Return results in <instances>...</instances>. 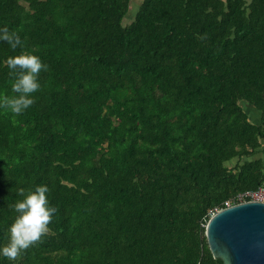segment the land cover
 I'll return each mask as SVG.
<instances>
[{"label":"trees","instance_id":"16d2710c","mask_svg":"<svg viewBox=\"0 0 264 264\" xmlns=\"http://www.w3.org/2000/svg\"><path fill=\"white\" fill-rule=\"evenodd\" d=\"M133 1L0 0L49 66L23 114L0 109V233L21 187L58 208L0 264H224L211 212L264 185V0H141L125 22ZM21 51L0 42V96Z\"/></svg>","mask_w":264,"mask_h":264},{"label":"clouds","instance_id":"9594fccd","mask_svg":"<svg viewBox=\"0 0 264 264\" xmlns=\"http://www.w3.org/2000/svg\"><path fill=\"white\" fill-rule=\"evenodd\" d=\"M0 42L7 43L13 51L22 49L20 54L9 56L6 65L12 78V95L0 96V109L6 113L21 115L35 103L34 93L41 90L40 74L49 70L35 49L25 50L24 43L15 30L7 26L0 28ZM47 185L18 189L22 197L14 205H9L17 214L7 229L0 233V257L8 261L18 260L24 252L38 243L49 232V224L58 208L51 206Z\"/></svg>","mask_w":264,"mask_h":264},{"label":"water","instance_id":"95a60500","mask_svg":"<svg viewBox=\"0 0 264 264\" xmlns=\"http://www.w3.org/2000/svg\"><path fill=\"white\" fill-rule=\"evenodd\" d=\"M205 234L224 264H264V202L244 201L219 209Z\"/></svg>","mask_w":264,"mask_h":264},{"label":"built area","instance_id":"2783aa9c","mask_svg":"<svg viewBox=\"0 0 264 264\" xmlns=\"http://www.w3.org/2000/svg\"><path fill=\"white\" fill-rule=\"evenodd\" d=\"M260 201L264 202V185L260 186L254 190H246L238 193L232 200L229 199L225 202V207H230L231 205L244 202V201ZM219 209H215L211 212V216L215 214Z\"/></svg>","mask_w":264,"mask_h":264},{"label":"rangeland","instance_id":"374dc122","mask_svg":"<svg viewBox=\"0 0 264 264\" xmlns=\"http://www.w3.org/2000/svg\"><path fill=\"white\" fill-rule=\"evenodd\" d=\"M140 1H141V0H134V1H133V3H132V8H131L130 13L128 14L127 19H126L125 22H129V21L133 18L134 14H135V12H136V10H137L138 3H139ZM249 110L252 111L251 114H252L253 119H257V113H255L254 110H252V109H250V108H249ZM254 157H262V158H264V147H263V149H262V150H261L256 156H254Z\"/></svg>","mask_w":264,"mask_h":264}]
</instances>
